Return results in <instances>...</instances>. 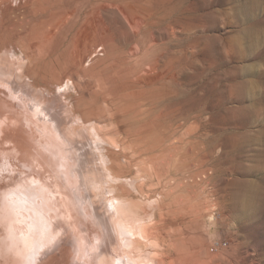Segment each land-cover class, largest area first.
Segmentation results:
<instances>
[{"label":"rangeland","instance_id":"1","mask_svg":"<svg viewBox=\"0 0 264 264\" xmlns=\"http://www.w3.org/2000/svg\"><path fill=\"white\" fill-rule=\"evenodd\" d=\"M53 2L75 15L54 27L43 23L36 38L32 3L0 0V90L37 107L44 123L25 105L12 114L0 97V114L11 113L4 128L13 130L0 132V255L14 245L9 256L16 257L22 231L35 236L34 212L44 205L34 201L43 191L55 224L67 209L59 196L87 214L83 227L72 214L68 230L54 236L50 228L38 250L48 249L43 264H97L104 237L115 264H264V0ZM146 45L148 73H114L113 55L131 50L143 68ZM149 76L158 83L148 93L127 88ZM120 92L153 108L139 128L114 105ZM159 123L167 125L166 158L149 162V147L135 150L131 139ZM32 125L62 134L59 164L27 153ZM21 185L31 187L24 193Z\"/></svg>","mask_w":264,"mask_h":264},{"label":"bare ground","instance_id":"2","mask_svg":"<svg viewBox=\"0 0 264 264\" xmlns=\"http://www.w3.org/2000/svg\"><path fill=\"white\" fill-rule=\"evenodd\" d=\"M32 4L31 6H34V12L37 15V22L39 23V26L36 27V28H32L33 31V34L34 36L37 38L38 37V34H39V27L41 25H43V23H49V25L51 24L52 27H54V25H56L57 23H59L58 21H61V22H64V21H67V19H70V18H73V16L75 15V11H68V12H64L62 11L61 9H59V7L57 5H55L56 3L53 2V0H29ZM30 6V7H31ZM59 11H61V13H59ZM61 14V15H60ZM85 14V13H84ZM82 22V21H81ZM66 23V22H65ZM63 24V23H62ZM82 24V23H80ZM75 25V24H74ZM80 26V25H79ZM84 25L82 24V27ZM61 27V26H60ZM84 29H86V31L88 32L89 29H87V27L85 28V26L83 27ZM140 28V27H139ZM30 30V31H32ZM86 32V33H87ZM46 33V32H45ZM44 33V34H45ZM51 34V31H48V33L46 35H50ZM86 35V34H85ZM87 36L90 38V34L87 33ZM97 36V35H96ZM138 36V35H137ZM34 37V38H35ZM50 41V40H49ZM150 41V40H149ZM99 45L101 46H104V41H103V38L101 40H99ZM150 47H147L146 45V49H145V53H144V59H146V63H144V67L139 69L138 68V65L136 64L135 62V58L134 56L136 57L138 55V52L137 51H130V52H121V53H118L114 56V61L117 63L116 65L113 66V71L115 74H117L120 78H125V77H132L131 75H138L139 73H148V69H144L145 67H151V64L150 62H148L149 60H147L150 52L152 51L151 50V45H149ZM53 47V46H52ZM54 48V47H53ZM110 66V65H109ZM111 74V73H110ZM111 78V77H110ZM129 78V77H128ZM127 80V79H126ZM119 81V80H118ZM125 81V80H124ZM152 81V77L149 76V77H146V80H132L130 81L131 84L130 85H127V88L131 91V89L135 90V91H138V93H143V92H147L148 90L147 89V85L148 84H152V83H158V82H151ZM120 82V81H119ZM13 83V82H12ZM167 85V84H166ZM166 85H163L164 87ZM159 86V85H158ZM153 87V86H152ZM123 89V87H122ZM151 89V87H150ZM8 91V90H7ZM155 91V90H154ZM10 92V91H9ZM133 92V91H132ZM124 93V92H122ZM121 92L119 93V95H121L120 98L117 99L116 102H114V105H117L118 107H120L123 111L124 114H126L128 116V118L130 119V122L132 124V126H134L135 128H139L140 126V123L147 117L150 116V110L153 109L151 108L149 110V105L146 106L145 104V101H140L141 103L139 102H135V101H131L127 98V95H123ZM148 93V92H147ZM131 97V94L129 95ZM135 96V95H134ZM0 97H2V99H4V104L6 105V107L8 108V110L12 111V110H15L17 107H22L23 105H25L27 108H31V112H33L34 114L37 113L38 116L35 118L34 117V120L37 121V123L39 122L40 123V126H44V123H42V117H39V113H38V108L35 107V106H32L29 102H27L26 100H23L22 103L20 104L19 102H17V100H13V99H9L7 98V96H5V94L0 90ZM18 98V97H17ZM132 98V97H131ZM159 98V97H158ZM148 99V98H147ZM5 100L9 101V102H5ZM12 100L14 101V104H16L15 106L13 105L12 103ZM153 100V99H152ZM148 101H150L148 99ZM11 103V104H10ZM147 103V102H146ZM157 103V102H156ZM153 104V103H151ZM164 107V106H163ZM156 108V107H155ZM6 110L5 113L6 114H0V132L1 133H10L12 132L13 130L10 131V127H9V131L7 132V128L5 129V125L10 119V115L11 113H8ZM153 111V110H152ZM24 113V112H23ZM21 113V114H23ZM153 113V112H152ZM151 113V114H152ZM156 113V112H155ZM12 114H14V112L12 111ZM19 114V113H18ZM194 114V113H193ZM157 115V114H156ZM26 118H29V117H26ZM38 118V119H37ZM30 119V118H29ZM164 119V118H163ZM39 120V121H38ZM45 121V120H44ZM126 121V120H124ZM166 121V120H165ZM145 122V121H144ZM38 123V124H39ZM167 123V122H166ZM50 124V123H49ZM161 126L159 127H154V128H149L147 130L145 129H142L144 130L142 135L140 136H137V141H133V139H131V141L133 143L132 146L135 148V145L137 144L139 146V144H143L145 145L144 147L148 146L149 147V150L147 152V161L149 162H152V160L154 159L155 160V157H157V155H161L163 158L165 155V150H164V146L166 144V139H167V125H165L164 123H159ZM171 124V123H170ZM33 126V125H32ZM37 126V125H36ZM32 131L30 134H28V139L25 138V142H24V145H25V148H26V151L27 153L30 155V157H32L33 155L39 157V155L42 157H44L46 159V162L47 164H51L53 166H55L53 163H57L59 164L62 160H63V154L61 153L63 150H60L59 149V138H61V135L59 137H57L56 135H54V133L56 132H53V129H51V132L47 131V130H39V127H35V130H34V126L31 128ZM41 129V128H40ZM166 129V130H165ZM57 130V129H56ZM18 131V130H17ZM21 130L19 129V132ZM170 131V130H169ZM200 131V130H199ZM22 132V131H21ZM58 133V134H59ZM175 134V133H173ZM24 135V134H23ZM22 136V135H21ZM26 136V135H25ZM35 138H38L39 141H41L40 143L36 142ZM64 138V136H63ZM62 138V139H63ZM37 139V140H38ZM65 139V138H64ZM63 139V140H64ZM203 139V138H202ZM61 140V139H60ZM198 136L196 135V138L194 140H191V141H194V142H198ZM49 141V143L47 142ZM62 141V140H61ZM66 141V140H64ZM166 141V142H165ZM7 144L5 145V149L8 148L9 145V141L7 140ZM63 142V141H62ZM67 142V141H66ZM65 142V143H66ZM190 141H187L186 144H188ZM64 143V142H63ZM125 143V142H124ZM165 143V144H164ZM17 144V143H16ZM48 144V145H47ZM52 144V145H51ZM207 144V143H206ZM18 145V144H17ZM65 147V146H64ZM187 148V147H185ZM210 148V147H208ZM67 149V148H66ZM142 148L141 147H138V150H141ZM134 150V149H133ZM134 150V151H135ZM180 150V149H179ZM6 151V150H5ZM67 151V150H66ZM64 152V151H63ZM180 152V151H179ZM39 155H38V154ZM67 153H69L67 151ZM144 154V153H143ZM66 156V154H65ZM70 156V155H69ZM195 156V155H194ZM40 157V158H41ZM141 157V156H140ZM145 157V156H144ZM143 157V158H144ZM196 157V156H195ZM159 158V157H158ZM166 158V157H164ZM183 157L181 156V159ZM37 159V158H36ZM33 160V159H32ZM40 160V159H39ZM71 160V159H70ZM27 163H29L30 161V158H28L27 160ZM144 161V159H143ZM182 161V160H181ZM148 163V162H147ZM139 165V164H138ZM175 168L178 167L177 165V162H175L174 164ZM10 167V166H9ZM33 167V166H32ZM142 167V166H141ZM147 167V166H146ZM14 168V166H13ZM18 168V167H16ZM30 166H27V170L30 171ZM37 168V167H35ZM20 169V168H19ZM18 169V170H19ZM32 169V168H31ZM10 170V169H9ZM12 170V168H11ZM26 169H23L22 171H27ZM143 170V168H142ZM38 171V170H37ZM63 171V170H62ZM40 172V171H39ZM46 172V171H45ZM37 173V172H36ZM65 173V172H64ZM142 173V172H141ZM220 173V172H219ZM33 174V173H32ZM71 174V173H70ZM13 175V174H12ZM28 175V174H27ZM137 175V174H136ZM140 175V174H139ZM30 176V175H29ZM45 176V175H44ZM25 177V176H24ZM29 178V177H28ZM32 178V176L30 177ZM36 178V177H35ZM40 178V177H39ZM37 178V179H39ZM41 179V178H40ZM47 179V178H46ZM50 184L51 182L49 180H47ZM65 181V180H64ZM63 182V181H62ZM74 183V182H73ZM65 185V184H64ZM69 185V184H68ZM50 186V185H48ZM31 186L29 185H21L20 188L23 190V192H28L27 190L30 188ZM53 187V186H52ZM66 187V186H65ZM246 187V186H245ZM47 190L48 191H51L47 186H46ZM73 188V187H72ZM34 189V188H33ZM42 189H45V187L43 186V183H42V186H40V189H34L38 195H40V191H42ZM68 190V189H67ZM56 191V190H55ZM246 195H247V199L249 198L248 202H249V208L251 207H254L256 204H257V200L255 198V187L253 185H250V187H248L246 189ZM70 193V192H68ZM41 194L44 195L43 191L41 192ZM47 194V193H46ZM54 194H57V192H55ZM180 194V193H179ZM186 194V193H185ZM255 194V195H254ZM41 196L40 198L41 199H35L34 201V204L36 206H40L41 203H43L44 205V209L41 207L40 210H42L41 212H37L35 211V216H37V225L38 227H34L32 228V231L35 233V236H30L28 234V232H25V231H22V235H21V238L22 240L24 239V241L21 242V244L23 243V246H17V248L19 250H17V255L14 259H10L11 257L9 256V254L12 252V248H15L14 245L12 246H7V248H5V252H3L2 255H0V257L2 259H4L5 263L6 264H43V257H44V253L48 250H44L40 255L39 254V249L40 247L42 248V246L48 242V240H46V236L49 235V238L51 236V229H53V232H54V236L57 235V233H62L64 230H68V225L65 224V221L67 220L68 221V217L71 218L72 214H75L76 215V219L78 223H80L79 225V228L80 227H83V222H81L80 220L82 218L85 217V219L87 220L86 216L87 214H83L82 210H78L79 209V205H77V203L75 201H69L66 202L64 200V198L62 199V196L59 198H61V203L64 205V207H67L66 211H64L63 215L64 217H62V220L59 218L58 221H57V224H55V222L53 221L52 218L49 217V214H48V201L46 199L45 196ZM58 195V194H57ZM56 195V196H57ZM60 195V194H59ZM245 196V195H244ZM58 197V196H57ZM58 198V199H59ZM51 200V199H50ZM41 203H40V202ZM52 201V200H51ZM55 203V202H54ZM67 203V204H66ZM57 205V204H56ZM59 205V204H58ZM68 206L69 208L71 207V211H74L73 213L70 212V209H68ZM246 207V206H245ZM27 208V207H26ZM87 209V208H86ZM47 210V211H46ZM65 210V209H64ZM251 210V209H250ZM66 212H68L66 214ZM82 212V213H80ZM81 214V215H80ZM62 215V214H61ZM69 215V216H68ZM249 215V212L248 214ZM82 216V217H81ZM84 216V217H83ZM73 217V216H72ZM65 218V219H64ZM80 219V220H79ZM74 220V219H73ZM39 221L45 223L44 224H41L39 223ZM71 221V220H70ZM89 221V220H88ZM93 221V220H92ZM118 221V220H117ZM76 222L72 221V223L75 225ZM85 220H84V224H85ZM72 224V225H73ZM95 224V223H94ZM98 224V223H97ZM86 227H88V225L90 226V224H85ZM123 225V224H122ZM29 226V225H28ZM78 226V225H77ZM119 226V225H118ZM122 231H120V233L122 234L123 233V227L124 226H120ZM51 228V229H50ZM77 228V227H76ZM78 228V230H80ZM98 228V227H97ZM100 228V227H99ZM5 229V228H4ZM3 229V230H4ZM86 229V228H85ZM102 229V228H101ZM120 229V228H119ZM75 230V228H74ZM77 230V231H78ZM92 230V229H91ZM99 230V229H98ZM27 231V229H26ZM84 231V230H82ZM87 231V230H86ZM7 232V231H6ZM5 232V233H6ZM4 233V232H3ZM73 233V232H72ZM82 233V232H81ZM97 233V231H96ZM76 234V232H75ZM78 234V233H77ZM101 234V233H100ZM108 234V233H107ZM110 237H114V233H110ZM72 235V234H70ZM74 235V233H73ZM100 236V235H99ZM108 236V235H107ZM5 237V236H4ZM74 237V236H73ZM102 236H100L99 238H101ZM148 237V236H147ZM72 238V237H71ZM75 238V237H74ZM73 238V240H74ZM105 240L103 243H101V249L98 250V262L97 264H115V261L116 259L114 258V260L112 261L111 263V260L109 261V258L107 256V252L108 250H106V247L104 244H106L107 240H108V237H104ZM150 238V237H149ZM5 239V238H4ZM28 239V241L26 240ZM75 239H78V238H75ZM80 239V238H79ZM72 240V241H73ZM90 240V239H89ZM111 241V238L110 240ZM80 242V240H79ZM77 242V243H79ZM102 242V240H101ZM70 244H73L72 242H70ZM100 244V243H99ZM4 245V244H3ZM1 245V246H3ZM77 245V244H75ZM74 245V246H75ZM6 246V245H5ZM90 246V245H88ZM100 246V245H99ZM4 247V246H3ZM70 247V246H68ZM72 247V246H71ZM79 247V245H78ZM92 247V246H91ZM97 247V246H96ZM82 248V247H80ZM94 248V247H92ZM79 249V248H78ZM1 250V249H0ZM76 250V248H75ZM80 250V249H79ZM69 252L71 251L70 249L68 250ZM73 251V250H72ZM81 251V250H80ZM63 252V251H62ZM79 252V251H78ZM110 252V250H109ZM59 253V252H58ZM80 253V252H79ZM78 253V254H79ZM62 254V253H61ZM109 254V253H108ZM55 255V254H54ZM58 255V254H57ZM67 255V254H65ZM68 256V255H67ZM75 256V255H74ZM79 257V255H77ZM76 256V257H77ZM1 259V260H2ZM74 259V258H72ZM62 260L59 259V261ZM87 260V259H86ZM2 263V262H1ZM58 263V262H57ZM76 263V262H75ZM85 263V262H84ZM83 263V264H84ZM126 263L127 264H133L130 259H127L126 260ZM68 264V263H67ZM77 264V263H76Z\"/></svg>","mask_w":264,"mask_h":264}]
</instances>
